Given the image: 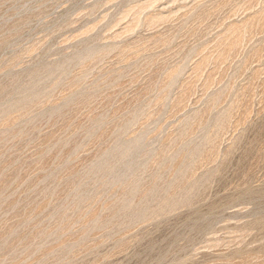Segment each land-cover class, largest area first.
Instances as JSON below:
<instances>
[{
    "label": "rangeland",
    "instance_id": "374dc122",
    "mask_svg": "<svg viewBox=\"0 0 264 264\" xmlns=\"http://www.w3.org/2000/svg\"><path fill=\"white\" fill-rule=\"evenodd\" d=\"M0 264H264V0H0Z\"/></svg>",
    "mask_w": 264,
    "mask_h": 264
}]
</instances>
